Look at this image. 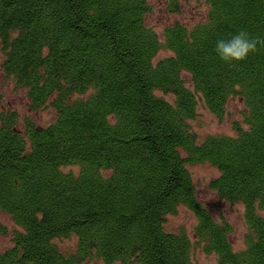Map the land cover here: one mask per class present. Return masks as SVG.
Wrapping results in <instances>:
<instances>
[{
	"label": "trees",
	"instance_id": "trees-1",
	"mask_svg": "<svg viewBox=\"0 0 264 264\" xmlns=\"http://www.w3.org/2000/svg\"><path fill=\"white\" fill-rule=\"evenodd\" d=\"M205 4L202 21L159 35L149 0H0L1 71L30 111H54L22 127L0 113V210L20 228L0 264H197L193 247L216 264H264V49L235 67L215 52L241 30L264 38V0ZM233 98L235 134L200 139L198 104L221 119ZM199 163L218 171L219 199L243 206L242 247L197 198ZM179 207L195 217L193 240L165 228ZM71 236L72 251L55 243Z\"/></svg>",
	"mask_w": 264,
	"mask_h": 264
},
{
	"label": "rangeland",
	"instance_id": "rangeland-1",
	"mask_svg": "<svg viewBox=\"0 0 264 264\" xmlns=\"http://www.w3.org/2000/svg\"><path fill=\"white\" fill-rule=\"evenodd\" d=\"M151 12L146 17V23L155 32L161 35L165 27L180 22L188 26L202 21L206 14L205 0H188L181 3L179 12H171L167 8V0H149ZM167 54L160 51L159 57ZM0 56V113L14 111L19 118L22 127L24 119H30L37 125H47L54 118V111L46 106L36 111L28 109V101L24 90L14 86L1 71ZM183 78L189 84V75L183 73ZM164 98H171L170 94L159 92ZM244 106L239 98L230 99L226 105L225 113L221 119L209 112L201 103L198 104L197 114L190 121L191 129L202 139L207 135H234L233 123H242V111ZM196 188L199 201L207 207L217 220L224 219L232 226L231 242L236 248L243 246V238L246 232V223L243 217V206L239 203H229L217 197L210 189V181L218 175V171L208 163H199L189 167ZM264 216V210L261 211ZM195 217L185 207H179L174 214L167 215L164 225L166 230L179 232L184 230L193 240L192 229L195 225ZM0 224L6 229V233L0 236V250L12 245V234L20 229L5 212L0 210ZM55 243L64 251H72L76 246L74 236L55 239ZM192 257L197 264H216L213 255L204 254L199 248L193 247ZM83 264H102L100 261L84 262Z\"/></svg>",
	"mask_w": 264,
	"mask_h": 264
},
{
	"label": "clouds",
	"instance_id": "clouds-1",
	"mask_svg": "<svg viewBox=\"0 0 264 264\" xmlns=\"http://www.w3.org/2000/svg\"><path fill=\"white\" fill-rule=\"evenodd\" d=\"M260 49H264V38L253 37L245 30L228 39H219L215 45V52L219 58L233 67L236 63L245 61L250 54H256Z\"/></svg>",
	"mask_w": 264,
	"mask_h": 264
}]
</instances>
